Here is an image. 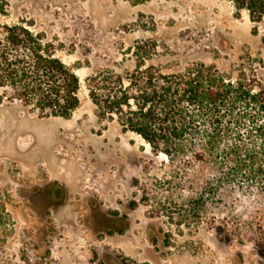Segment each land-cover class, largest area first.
Instances as JSON below:
<instances>
[{"label":"rangeland","instance_id":"1","mask_svg":"<svg viewBox=\"0 0 264 264\" xmlns=\"http://www.w3.org/2000/svg\"><path fill=\"white\" fill-rule=\"evenodd\" d=\"M6 4L0 21L23 23L59 47L57 57L81 88L69 118L43 117L7 98L0 103V264H108L105 254L113 264H264L231 200L227 208L199 210L192 191L202 182L191 185L182 166L142 137L101 120L87 88L102 70L126 76L200 64L264 90V23L238 16L227 0ZM50 182L64 185L67 204L44 212L26 202L27 192ZM220 218L227 232L217 230Z\"/></svg>","mask_w":264,"mask_h":264},{"label":"trees","instance_id":"2","mask_svg":"<svg viewBox=\"0 0 264 264\" xmlns=\"http://www.w3.org/2000/svg\"><path fill=\"white\" fill-rule=\"evenodd\" d=\"M227 1L238 16L247 12L252 23H264V0ZM7 6L0 0V15ZM58 49L23 23L0 21V103L7 98L43 117L69 118L80 106L81 81ZM87 88L101 120L142 137L182 166L191 185L202 182L192 191L200 195L199 210L227 208L231 200L241 212L236 221L244 220L264 257V90L200 64L174 73L137 68L126 76L102 70L88 77ZM225 221L217 230L227 232Z\"/></svg>","mask_w":264,"mask_h":264},{"label":"flooded vegetation","instance_id":"3","mask_svg":"<svg viewBox=\"0 0 264 264\" xmlns=\"http://www.w3.org/2000/svg\"><path fill=\"white\" fill-rule=\"evenodd\" d=\"M64 185L61 183L50 182L47 185L38 187L37 190L33 192H27L26 194V202L38 205L44 212H48L50 210H58L65 204H67V198L63 197L64 193ZM37 201V202H36ZM49 227H44V231L48 234ZM106 256L104 255V260L108 264H113L112 261L106 260Z\"/></svg>","mask_w":264,"mask_h":264},{"label":"bare ground","instance_id":"4","mask_svg":"<svg viewBox=\"0 0 264 264\" xmlns=\"http://www.w3.org/2000/svg\"><path fill=\"white\" fill-rule=\"evenodd\" d=\"M210 10V9H209ZM208 10V11H209ZM213 12V11H212ZM212 15V14H211ZM56 134H53L52 133V136H51V134H50V138H48V141H47V143H46V147H45V149H44V152H45V154H44V156H48L49 155V153L51 152V150L53 149V145H54V142H55V136ZM59 139V138H58ZM67 142H70V141H68L67 139H65ZM78 141V140H77ZM64 143V142H63ZM106 155V154H105ZM104 156V155H103Z\"/></svg>","mask_w":264,"mask_h":264}]
</instances>
